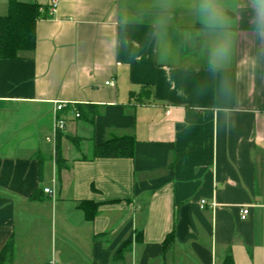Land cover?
Returning <instances> with one entry per match:
<instances>
[{
    "label": "crops",
    "instance_id": "crops-1",
    "mask_svg": "<svg viewBox=\"0 0 264 264\" xmlns=\"http://www.w3.org/2000/svg\"><path fill=\"white\" fill-rule=\"evenodd\" d=\"M150 3L62 0L38 21L34 53L0 60V252L12 240L14 264H264V36L250 0L227 13L233 53L216 73L184 5L161 57L140 15ZM8 9L0 0V16ZM55 102L74 106L54 139ZM122 136L134 157L92 158ZM84 201L98 205L92 220Z\"/></svg>",
    "mask_w": 264,
    "mask_h": 264
},
{
    "label": "trees",
    "instance_id": "trees-1",
    "mask_svg": "<svg viewBox=\"0 0 264 264\" xmlns=\"http://www.w3.org/2000/svg\"><path fill=\"white\" fill-rule=\"evenodd\" d=\"M52 14L47 7H43L35 2H22L20 0H9V9L7 15L0 16V60L19 59L34 53L37 45V23L42 19L51 18ZM147 90L146 87L142 91ZM150 92V90H147ZM141 93L132 92L134 101L139 102ZM83 114L81 105L76 108ZM61 134V132H59ZM58 133V134H59ZM56 145V163L60 169L68 167L67 160L62 153L61 136L58 135ZM70 141L76 146L81 140L70 138ZM92 158H132L135 153V139L132 136L111 137L106 142L94 145L92 149ZM40 190L31 195L32 200H38ZM87 210L88 220H92L98 213V205L89 202H80L79 208ZM169 234L165 244L173 239ZM138 239L142 237L139 234ZM0 264H14V244L10 240L0 252ZM225 264H233L232 256H229Z\"/></svg>",
    "mask_w": 264,
    "mask_h": 264
},
{
    "label": "clouds",
    "instance_id": "clouds-1",
    "mask_svg": "<svg viewBox=\"0 0 264 264\" xmlns=\"http://www.w3.org/2000/svg\"><path fill=\"white\" fill-rule=\"evenodd\" d=\"M184 5L193 11L201 25V31L208 37L204 50L208 68L216 73L226 68L231 60L234 43V20L227 14L235 11L237 4L226 0H151L140 15L150 13L151 37L156 41L162 58L169 54L168 28L171 14L177 6ZM251 24L257 36H264V0H250ZM124 21H128L125 16Z\"/></svg>",
    "mask_w": 264,
    "mask_h": 264
},
{
    "label": "built area",
    "instance_id": "built-area-1",
    "mask_svg": "<svg viewBox=\"0 0 264 264\" xmlns=\"http://www.w3.org/2000/svg\"><path fill=\"white\" fill-rule=\"evenodd\" d=\"M62 0H50V11L51 12H55L58 4L61 2ZM74 106L72 104H69L67 102H55V119H54V134L53 137L54 138L59 132H64L67 129V120L63 117L60 116L61 112H64L65 109L68 106ZM75 110V116L77 118H79L81 116L80 112L77 109ZM52 138H49L48 140H52ZM55 139V138H54ZM46 193H52V191L49 188L45 189ZM206 203V201H202V206H204ZM242 215L241 218L242 219H246L248 213H249V209L248 208H244L242 211Z\"/></svg>",
    "mask_w": 264,
    "mask_h": 264
}]
</instances>
